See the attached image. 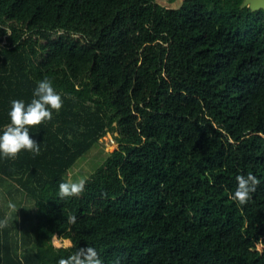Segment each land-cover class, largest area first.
<instances>
[{"label":"trees","instance_id":"trees-1","mask_svg":"<svg viewBox=\"0 0 264 264\" xmlns=\"http://www.w3.org/2000/svg\"><path fill=\"white\" fill-rule=\"evenodd\" d=\"M242 1L0 0V130L45 76L63 101L28 126L38 155L0 156L35 230L22 249L0 235V264H58L87 246L104 264H264V9ZM108 132L118 147L61 197Z\"/></svg>","mask_w":264,"mask_h":264},{"label":"clouds","instance_id":"clouds-1","mask_svg":"<svg viewBox=\"0 0 264 264\" xmlns=\"http://www.w3.org/2000/svg\"><path fill=\"white\" fill-rule=\"evenodd\" d=\"M8 111L10 122L0 130V156L15 157L22 149L38 155L40 143L30 136L29 127L38 125L52 118V110L57 112L62 107V99L48 77L40 79L33 90V98L29 103L22 99H13ZM257 178L249 173L237 177V188L233 193L240 204L246 203L251 192L255 190ZM85 181L66 180L58 185L61 197H71L84 190ZM15 208V205H10ZM73 219H75L73 217ZM58 264H104L94 247L87 246L77 249L74 253L60 258Z\"/></svg>","mask_w":264,"mask_h":264},{"label":"rangeland","instance_id":"rangeland-1","mask_svg":"<svg viewBox=\"0 0 264 264\" xmlns=\"http://www.w3.org/2000/svg\"><path fill=\"white\" fill-rule=\"evenodd\" d=\"M158 3L166 6V7H172L176 8L180 5L182 0H156ZM115 133L108 132L104 136H102L99 141L93 145L92 148H90L85 154H83L81 157H79L76 161V163L70 168L67 179L68 180H80L84 179L91 171H93L99 163L103 160L107 152H110L118 147V143L114 137ZM0 179H3L2 185L0 187V193L2 195H5V187L6 185H11V187H17L13 182L9 181L5 177L0 175ZM4 181L7 183L4 185ZM19 193H21L20 188H17ZM26 204V203H25ZM26 206H31V200L28 198V204ZM30 207L23 209V214L30 216L31 210ZM19 214V210L14 211V213ZM33 216V211H32ZM26 232L30 233L31 235H17L19 239L24 242V245H21L22 249L23 247L29 246L31 247L33 245V239L35 236V230H34V223L29 224L26 226ZM57 238V239H56ZM66 238H59L56 235L52 237V243L55 246H68L70 245V242H65ZM263 245L258 244L257 247L260 249Z\"/></svg>","mask_w":264,"mask_h":264},{"label":"crops","instance_id":"crops-1","mask_svg":"<svg viewBox=\"0 0 264 264\" xmlns=\"http://www.w3.org/2000/svg\"><path fill=\"white\" fill-rule=\"evenodd\" d=\"M2 180L0 179V187L3 186ZM6 184L4 181V185ZM6 186L5 195L0 193V235H31L26 232V226L34 223V217L31 207L26 206L27 197L19 193L18 187H11L9 183ZM10 205H15V208ZM27 207H30V216L23 214V209ZM16 210H19V214L14 213Z\"/></svg>","mask_w":264,"mask_h":264},{"label":"water","instance_id":"water-1","mask_svg":"<svg viewBox=\"0 0 264 264\" xmlns=\"http://www.w3.org/2000/svg\"><path fill=\"white\" fill-rule=\"evenodd\" d=\"M242 5H248L251 9L263 8L264 9V0H243Z\"/></svg>","mask_w":264,"mask_h":264}]
</instances>
